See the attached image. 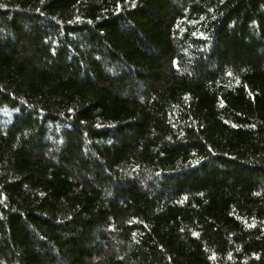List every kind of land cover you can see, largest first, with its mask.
<instances>
[{
    "label": "trees",
    "instance_id": "1",
    "mask_svg": "<svg viewBox=\"0 0 264 264\" xmlns=\"http://www.w3.org/2000/svg\"><path fill=\"white\" fill-rule=\"evenodd\" d=\"M0 264H264V0H0Z\"/></svg>",
    "mask_w": 264,
    "mask_h": 264
}]
</instances>
